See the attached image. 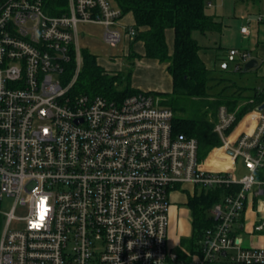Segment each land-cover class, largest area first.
I'll return each mask as SVG.
<instances>
[{"label":"built area","instance_id":"obj_1","mask_svg":"<svg viewBox=\"0 0 264 264\" xmlns=\"http://www.w3.org/2000/svg\"><path fill=\"white\" fill-rule=\"evenodd\" d=\"M121 18L111 0H69L61 16L44 12L42 0H0V203L13 202L0 210V264H264V246L251 240L264 236V108L251 111L255 130L234 139L249 112L227 134L235 114L216 111L213 130L238 175L207 166L210 154L198 160L196 139L173 130V111L157 97L68 95L82 65L78 36L97 27L105 45L133 41ZM245 20L239 34L248 38L264 15ZM71 46L75 74L63 85ZM225 54L222 71L252 59L245 49ZM230 185L240 190L209 210L215 225L191 248L169 249L171 193Z\"/></svg>","mask_w":264,"mask_h":264},{"label":"trees","instance_id":"obj_2","mask_svg":"<svg viewBox=\"0 0 264 264\" xmlns=\"http://www.w3.org/2000/svg\"><path fill=\"white\" fill-rule=\"evenodd\" d=\"M43 10L52 16H61L68 12L69 0H42ZM121 15L131 14L134 19L136 36L133 42H143V55L130 57V62L137 58L157 60L166 65V71L171 76L172 90L170 93L149 92L150 96L159 97L163 106H177L178 100L188 99L189 103H204L205 111L202 116L181 118L173 113V130L196 139L199 145L198 160L207 158L208 164H215L216 158L226 157L220 148L221 141L213 130L216 121V111L220 106L235 114V122L229 127L227 134L240 122L246 113L253 111L264 103V92L248 87L239 88L231 93L224 94V89L214 95L213 100H207L213 86L212 80L217 79L216 73H244L242 68L238 72L230 70H208L198 55L199 50L204 49L192 37L196 30L202 34L221 33L224 24L214 15H208L205 0H111ZM173 31V47L169 53L165 33ZM69 61L62 67V83L68 85L74 77L76 58L74 47L68 51ZM82 65L76 80L70 86L68 95L78 97L102 96L106 99L121 101L123 98L136 95L140 91L130 86L131 70L127 73L115 75L106 73L99 65L98 58L90 54L87 49L80 50ZM133 64V63H132ZM221 81V80H220ZM229 82V80H227ZM231 84V83H230ZM233 85V84H231ZM236 87V85H234ZM175 112V108L172 109ZM213 119L211 121L207 115ZM214 150V151H213ZM214 161V162H213ZM219 164V163H218ZM217 164V165H218ZM240 190L237 185L215 187L213 189H201L187 196L185 205L190 213L192 236L183 241L189 248L193 239L199 238L202 232L215 225V220L208 215L209 210L223 197ZM3 218L0 215V230Z\"/></svg>","mask_w":264,"mask_h":264},{"label":"rangeland","instance_id":"obj_3","mask_svg":"<svg viewBox=\"0 0 264 264\" xmlns=\"http://www.w3.org/2000/svg\"><path fill=\"white\" fill-rule=\"evenodd\" d=\"M208 15H214L224 24L222 32H211L202 34L199 31L192 33V37L198 41V43L204 49H215L220 51L223 56L225 55L226 49L233 47L236 49H245L249 51H254L256 48L257 38L256 35H264V24H255L251 22L252 35L249 38H243L239 34V29L241 25L246 24L245 19H254L258 14L264 15V0L252 5L250 0H214V7L206 9ZM257 36V37H259ZM78 46L80 48H85L90 54H94L98 58L99 65L104 69L106 73L117 74V73H127L125 70H132V62H130V57L136 56L133 52L131 44L129 49L125 51L124 41L117 46L111 47L105 45L101 40V29L97 27H88L85 29V33L78 36L77 40ZM252 49V50H251ZM223 52V53H222ZM252 54V52H251ZM254 54H252L253 57ZM120 71H115L116 69ZM219 71V70H218ZM217 79L212 80L211 85L213 89L211 94L215 95L217 92L224 89V94L231 93L239 88L248 87L251 89H256L258 86L264 87V80L262 81L255 70H250L242 74L239 73H229L218 72L216 73ZM73 79V78H72ZM221 80V81H220ZM229 80V82L227 81ZM147 85H154L152 91H166L167 89L165 81L160 75L152 76L144 81ZM233 85H231V84ZM236 85V87L234 86ZM210 96L207 100L214 98ZM159 99V97H157ZM177 106H168L169 108H175L174 115L178 117L192 118L194 115L202 116L201 114L205 111L204 103L192 104L189 103L190 100L182 99L178 100ZM209 119L213 121L214 118L211 117L210 112L207 114ZM195 190L191 186H185L181 190H175L171 193L169 197L170 209L168 212L169 225L167 228V247L169 249H189L187 244H183L184 240L189 239L192 235V227L190 220V213L187 205H184L187 196L193 193ZM189 193V194H188ZM12 199L6 198L0 203V210L3 213L10 211L12 207ZM16 215L18 217L24 216L25 212L17 211ZM245 235V234H244ZM262 239L258 240V245L264 246V236ZM249 239L247 238L244 247L249 244ZM251 240H257V238H251ZM250 240V241H251Z\"/></svg>","mask_w":264,"mask_h":264},{"label":"crops","instance_id":"obj_4","mask_svg":"<svg viewBox=\"0 0 264 264\" xmlns=\"http://www.w3.org/2000/svg\"><path fill=\"white\" fill-rule=\"evenodd\" d=\"M120 25H123L126 27H133L134 26L133 16L131 14H126V15L122 16L121 21H120ZM251 35H252V32L250 33V36ZM257 36H259V35H256L257 42H258L256 44V47H255L256 49L254 51L252 49H251L252 51L248 50V52L250 54H251V52H252V54H254L252 59H255L257 61V67L253 70H255V72L257 74L256 77H259V79H261L263 81L264 80V35H262V36L260 35L259 37H257ZM123 41L125 42L123 45L125 51L129 49V46L131 44H133L132 45L133 52L136 55L137 54L140 56L143 55V53H144L143 42H140V41L133 42V41H129L127 39H124ZM165 41L167 42L169 53H171L172 47H173V31L172 30L166 31ZM230 48H233V47H230ZM198 55H200V58L203 61L205 67L211 71L212 70L218 71L219 62L223 58H225V56H226V54L223 56V54H221L220 51L215 50V49H201V50H199ZM115 71L119 72L120 69L118 68ZM131 72H132V74H131L130 86L135 90H139L140 92H144V93L153 92L154 90L152 91V88L155 86L153 84L147 85L144 81L149 79L152 76H158V75H160L162 77L163 82L165 81V84H166L165 88L167 90L166 91H156V92L168 94L172 90L171 76L166 71V65L159 63L157 60H154V59L150 60L147 58H137V59L133 60ZM256 89L264 92V87L258 86V88H256ZM248 114H249V116H246L243 119V121L238 124V126L235 128V130L230 133L229 137L231 139L238 137L239 135L243 134L244 132L251 133L255 130V120H254L255 113L249 112ZM215 149H220V148H214V150ZM222 154H223V151H222ZM223 155L226 157L224 158V157L219 156L218 158L215 159L216 160L215 164L211 163L208 165L215 167L219 163L218 165L222 164L223 166L221 168H224L225 171H229V172L232 171L238 175L244 174V170L242 169L240 164H238V163L233 164L232 159L229 158L228 155H225V154H223ZM186 200H185V203H186ZM185 203H184V205H185ZM252 215L253 214L251 213V210L248 207L246 210V213L244 214L246 230H247V228L251 227V224L253 221ZM258 240L259 239L253 240V242L255 244H257Z\"/></svg>","mask_w":264,"mask_h":264},{"label":"water","instance_id":"obj_5","mask_svg":"<svg viewBox=\"0 0 264 264\" xmlns=\"http://www.w3.org/2000/svg\"><path fill=\"white\" fill-rule=\"evenodd\" d=\"M257 67V61L255 59H251L249 60L247 63L244 64V71L247 72V71H250V70H253ZM264 108V104H262L261 106H258L257 110H261Z\"/></svg>","mask_w":264,"mask_h":264}]
</instances>
